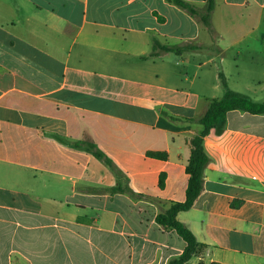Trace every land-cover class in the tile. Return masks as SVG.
<instances>
[{"label": "crops", "instance_id": "0c3cea01", "mask_svg": "<svg viewBox=\"0 0 264 264\" xmlns=\"http://www.w3.org/2000/svg\"><path fill=\"white\" fill-rule=\"evenodd\" d=\"M219 73L264 99L249 89L264 81V0H214L208 26L167 0H0V264L178 257L185 241L155 217L185 199L201 125L184 119L223 95ZM203 148L202 191L177 213L200 244L185 264H264V113L227 111Z\"/></svg>", "mask_w": 264, "mask_h": 264}, {"label": "trees", "instance_id": "16d2710c", "mask_svg": "<svg viewBox=\"0 0 264 264\" xmlns=\"http://www.w3.org/2000/svg\"><path fill=\"white\" fill-rule=\"evenodd\" d=\"M178 7L184 9L187 13L197 18L199 22L208 26L210 14L214 6V0H207L203 9L197 8L187 0H167ZM160 47L165 51L180 53L186 49L185 46H169L160 44L154 40L153 48ZM221 85L224 93L221 97H215L208 100L205 112L198 118H185L186 121H196L201 125L200 131L189 138L190 155L185 165V172L188 175L185 189V199L183 201H172L166 210L156 215L155 220L160 225L175 230L185 241L183 252L175 258L170 259L167 264H185L190 257L197 251L199 243L193 232L185 226L178 218L177 213L188 210L192 207L194 201L203 188V169L207 162V155L203 148V139L211 129L220 131L223 128L224 117L227 111L239 109L256 114L264 113V99L262 101L253 100L247 95L228 87L227 81L222 73H219ZM163 116L169 119H176L175 116L161 110ZM65 140V138H59ZM71 144L78 148H83L107 164L112 160L98 146L89 140H73ZM146 154L150 157L166 159L167 152L160 150H147ZM165 174L159 176L158 185L163 187ZM210 264H224L212 261Z\"/></svg>", "mask_w": 264, "mask_h": 264}, {"label": "rangeland", "instance_id": "374dc122", "mask_svg": "<svg viewBox=\"0 0 264 264\" xmlns=\"http://www.w3.org/2000/svg\"><path fill=\"white\" fill-rule=\"evenodd\" d=\"M228 82H229V86L230 88L232 89H238L239 86H238V80H237V77L235 75L236 71L233 69V65H229V68H228ZM264 81H262L261 85H256V86H253L251 88H249L252 92L251 93H255L257 92L258 95H263L264 94ZM219 88L223 91L222 87L219 85ZM210 93H214L213 91L214 90H210ZM216 93V92H215Z\"/></svg>", "mask_w": 264, "mask_h": 264}]
</instances>
